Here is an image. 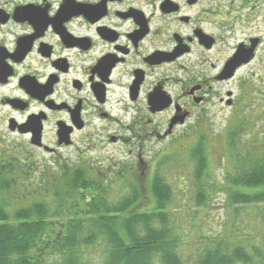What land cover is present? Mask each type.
Segmentation results:
<instances>
[{"label": "flooded vegetation", "instance_id": "1", "mask_svg": "<svg viewBox=\"0 0 264 264\" xmlns=\"http://www.w3.org/2000/svg\"><path fill=\"white\" fill-rule=\"evenodd\" d=\"M262 27L264 0H0V125L40 133L53 164L120 147L147 168V142L237 106L224 88L264 56ZM241 47L252 59L229 77Z\"/></svg>", "mask_w": 264, "mask_h": 264}, {"label": "trees", "instance_id": "2", "mask_svg": "<svg viewBox=\"0 0 264 264\" xmlns=\"http://www.w3.org/2000/svg\"><path fill=\"white\" fill-rule=\"evenodd\" d=\"M247 129L251 125L244 121L225 134L234 159V172H225V191L234 211L264 205V191H258L264 187V141L251 148L246 143L245 153H238V137ZM204 142L187 153L200 183V206L207 205L211 188L202 181L211 178L220 186ZM22 146L18 155L0 148V264H264V241L258 246L222 237L185 250L171 226L172 187L155 171L147 187L153 207L138 212L143 197L137 187L114 197L108 175L91 163L39 167L31 149ZM135 169L128 171L133 182L139 177ZM123 171L114 174L127 179ZM91 250L99 251L97 260Z\"/></svg>", "mask_w": 264, "mask_h": 264}, {"label": "rangeland", "instance_id": "3", "mask_svg": "<svg viewBox=\"0 0 264 264\" xmlns=\"http://www.w3.org/2000/svg\"><path fill=\"white\" fill-rule=\"evenodd\" d=\"M264 31V27H262ZM258 78L252 80L250 75ZM247 79L249 83L239 88L241 79ZM232 89L240 95V101L233 109L226 108L221 115L214 116L208 123H203L200 127H195L192 135L189 127L180 129L177 137L169 139L162 144L150 140L143 149V159L148 162L147 168L139 166L134 168L138 179L130 181L133 176L128 175L135 161L136 154L129 156L124 148L108 147L106 151H93L91 162L98 163L99 168L105 171L111 181L114 197H124L135 186L141 192L143 199L139 200L135 210L144 212L153 207V201L149 196V179L152 178L154 171L165 178L166 182L172 187V212L171 226L176 230L182 239L183 248L189 250L196 248L208 241H217L222 237L229 242H240L246 244L249 239L250 245L260 246L264 241V222L260 217L264 215V205L237 207L240 210L234 211L228 205L225 191V172H234V159L230 155V146L226 139V131L233 129L242 122L247 121L251 129H247L239 135L240 149L238 153L243 155L247 149L243 148L248 143L247 148L252 144L260 146L264 141V56L246 70H244L235 82L224 88ZM256 96H253V95ZM257 99L253 101V99ZM262 103H257V101ZM247 111H249L247 113ZM193 126V123H191ZM191 131V132H190ZM0 132L4 133L5 139L0 143V148L5 151H14L17 155L21 154L19 146L22 144L32 148L26 137L11 134L6 126L0 125ZM187 133L189 136H187ZM185 136V137H184ZM203 139L208 151L210 167L216 173L220 186H215L213 180L208 178L202 181L203 185L211 186L210 196L207 205L200 206L197 203V193L199 192V182L194 177V166L188 165L187 153L190 148L195 147ZM93 143L101 144L103 138L94 137ZM23 147V146H22ZM31 151L35 154L37 165L56 169L51 162V157L36 150ZM136 157V158H135ZM135 158V159H134ZM90 162V163H91ZM124 164L125 168L118 165ZM124 169V177H117L114 172ZM112 175L116 176L115 180ZM212 176V175H211ZM214 177V176H212ZM129 178V179H128ZM121 182V184H119ZM148 187V188H147ZM264 191V187L258 189ZM247 239V240H245ZM249 245V244H248ZM251 247V246H249ZM98 250H91L90 256L93 260L98 259Z\"/></svg>", "mask_w": 264, "mask_h": 264}, {"label": "water", "instance_id": "4", "mask_svg": "<svg viewBox=\"0 0 264 264\" xmlns=\"http://www.w3.org/2000/svg\"><path fill=\"white\" fill-rule=\"evenodd\" d=\"M253 56V49L246 50L244 47H241L234 58L226 66L225 72L229 77H232L237 68L241 67L243 64L249 63ZM183 123V122H182ZM13 131L16 130L15 127L11 126ZM20 131H22L20 129ZM23 132V131H22ZM31 144L34 146H43L41 142L40 133L34 132V136L31 140Z\"/></svg>", "mask_w": 264, "mask_h": 264}]
</instances>
